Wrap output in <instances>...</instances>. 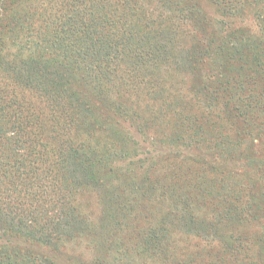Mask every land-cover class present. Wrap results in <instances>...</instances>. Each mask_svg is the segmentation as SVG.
<instances>
[{"label": "trees", "instance_id": "1", "mask_svg": "<svg viewBox=\"0 0 264 264\" xmlns=\"http://www.w3.org/2000/svg\"><path fill=\"white\" fill-rule=\"evenodd\" d=\"M0 264H264V0H0Z\"/></svg>", "mask_w": 264, "mask_h": 264}, {"label": "rangeland", "instance_id": "2", "mask_svg": "<svg viewBox=\"0 0 264 264\" xmlns=\"http://www.w3.org/2000/svg\"><path fill=\"white\" fill-rule=\"evenodd\" d=\"M211 4H210V15L212 14V15H214V10L213 9H211ZM250 16H251V18L250 19H248L247 21L246 20H243V27H247V26H252V27H258V25H260V23L262 22L261 20H259V19H257L256 17L254 18V15H251L250 14ZM239 22H241V21H238L237 22V24L239 23ZM236 24V26H238ZM236 166H238V164L236 165ZM253 183L255 184V186H257L258 187V184L259 183H257V181H253ZM256 187V188H257ZM63 261H64V258H63Z\"/></svg>", "mask_w": 264, "mask_h": 264}]
</instances>
